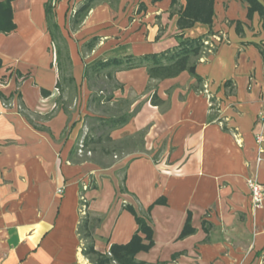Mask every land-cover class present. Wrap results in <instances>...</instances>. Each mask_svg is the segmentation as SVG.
<instances>
[{"label": "crops", "instance_id": "0c3cea01", "mask_svg": "<svg viewBox=\"0 0 264 264\" xmlns=\"http://www.w3.org/2000/svg\"><path fill=\"white\" fill-rule=\"evenodd\" d=\"M46 1L12 0L15 28L0 31V264H91L82 252L81 196L100 252L128 242L137 229L125 204L146 215L163 197L148 213L153 244L136 260L260 264L264 201L253 210L246 184L253 177L264 185V152L257 161L255 139L260 128L264 132L258 14L248 19L242 0H215L216 50L197 62L201 84L187 71L149 80L145 67H137L116 69L113 77L122 88L115 89L105 76L111 68L87 80L85 65L176 47L178 16L170 13L171 0H97L76 28L70 18L84 0H57L55 19L75 81L60 93ZM183 4L179 0L175 10ZM208 29L195 23L183 33L198 36ZM94 36L95 45L84 47ZM101 88L112 95L109 101L93 99ZM154 91L164 100L161 106L150 102ZM137 106L119 127L101 120ZM82 141L91 154L80 159L75 148ZM188 215L194 231L180 238Z\"/></svg>", "mask_w": 264, "mask_h": 264}, {"label": "trees", "instance_id": "16d2710c", "mask_svg": "<svg viewBox=\"0 0 264 264\" xmlns=\"http://www.w3.org/2000/svg\"><path fill=\"white\" fill-rule=\"evenodd\" d=\"M12 0H0V31L10 32L15 28V23L12 20ZM97 0H84L82 4L74 11L70 18L71 27L76 28L81 24L89 9ZM179 0H171L170 13L177 14L176 25L179 32L175 35L177 45L174 48L166 49L157 53H146L142 55L127 54L122 57H111L106 60H94L85 65L84 77L88 80L94 76H100L101 72L109 69L105 76L108 84L112 88H122V84L118 83L114 77L113 72L116 69H132L137 67H145L149 80H161L164 78L175 77L182 71H187L192 77L196 79L198 84L202 83V77L196 72V65L201 57H206L216 50V46L210 47L205 41H211V36L215 34L212 29V22L214 16L215 0H184V4L179 9L175 10V4ZM247 5V18L250 19L254 13H257L261 21V26L264 30V0H242ZM57 0H47L44 3V13L47 25V31L50 34L51 41L54 45L55 65L58 72V79L55 87L59 92H63L66 87L74 85V78L71 73V59L69 56L68 46L65 37L62 35L60 28L55 19V4ZM195 23H203L208 25L207 32L198 36H186L183 30L194 26ZM240 21H236L237 32H240ZM98 37H91L84 43V47L92 48L97 42ZM264 61V46L257 45ZM226 81L225 83H228ZM93 84H98L93 81ZM100 86V85H99ZM150 86V85H148ZM147 88L149 89L150 87ZM203 90L202 88H199ZM100 92V91H99ZM102 93L92 92L93 99L97 101L104 99L109 101L111 94L104 95ZM43 95L49 94V91L41 88ZM150 102L153 105L161 106L164 100L160 99L154 91L150 97ZM211 109L217 110V102L215 97H210ZM58 104V103H57ZM138 110L135 107L130 113H121L113 117L101 119L105 122L108 128H116L128 121V119ZM144 130L136 132L137 136L143 135ZM86 141H82V146L75 148L76 154H80V159L83 154H87ZM82 152L79 153L78 150ZM74 160V159H73ZM88 187V185H87ZM81 187V191H82ZM164 198H158L147 207V214L141 215L136 212L134 207L130 204H125L124 207L130 211L137 223V229L131 236L130 240L123 244L113 243L110 245L108 251L100 252L94 248L91 239V233L88 229V213L86 210V200L81 196L79 200V212L82 215L81 223L83 225V235L85 243L83 244V255L91 264H147L144 261L135 259V255L139 251H147L153 244L152 229L148 224V213L152 206L157 203H164ZM194 229L190 225L189 215L184 223V226L179 235L180 238L192 233ZM141 234L144 236L142 237Z\"/></svg>", "mask_w": 264, "mask_h": 264}, {"label": "built area", "instance_id": "2783aa9c", "mask_svg": "<svg viewBox=\"0 0 264 264\" xmlns=\"http://www.w3.org/2000/svg\"><path fill=\"white\" fill-rule=\"evenodd\" d=\"M214 37L211 36V41H205V43H208L209 45H212L211 43H214ZM255 139L257 143V155L256 160L259 161L262 159L263 152H264V132L262 128L259 129V131L255 134ZM82 146V144H79V147ZM81 149L78 150L79 153H81ZM246 184L249 190L250 200H251V207L253 210L256 208H259L264 201V185L260 183L257 179L253 177H248L246 179Z\"/></svg>", "mask_w": 264, "mask_h": 264}, {"label": "rangeland", "instance_id": "374dc122", "mask_svg": "<svg viewBox=\"0 0 264 264\" xmlns=\"http://www.w3.org/2000/svg\"><path fill=\"white\" fill-rule=\"evenodd\" d=\"M222 38H223V36H222ZM214 39H215V37H214ZM212 45H209L210 47H213V45H215L213 42L211 43ZM110 85V84H109ZM137 141L140 139V137H136L135 138ZM81 144H82V142H81ZM79 146V145H78ZM118 149H116V153L119 155V154H121L120 152H119V150H120V147H117ZM82 152V151H81ZM88 153L87 154H91L89 151H87ZM113 160L114 159H119V157H114V158H112ZM123 174H124V168L122 169V171H119V175H120V177H122L123 176ZM122 180V179H121ZM59 191H61V190H59ZM259 262H260V264H264V255H261L260 257H259Z\"/></svg>", "mask_w": 264, "mask_h": 264}]
</instances>
